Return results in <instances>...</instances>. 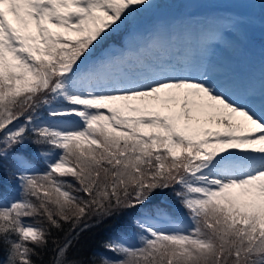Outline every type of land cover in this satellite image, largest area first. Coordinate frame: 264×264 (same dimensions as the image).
<instances>
[{"label": "snow or ice", "instance_id": "1", "mask_svg": "<svg viewBox=\"0 0 264 264\" xmlns=\"http://www.w3.org/2000/svg\"><path fill=\"white\" fill-rule=\"evenodd\" d=\"M156 2L0 0V264H264V87L149 58Z\"/></svg>", "mask_w": 264, "mask_h": 264}, {"label": "rangeland", "instance_id": "2", "mask_svg": "<svg viewBox=\"0 0 264 264\" xmlns=\"http://www.w3.org/2000/svg\"><path fill=\"white\" fill-rule=\"evenodd\" d=\"M224 1L186 0L180 8L167 4L159 6L156 2L140 13L136 26L144 30L153 23H161L174 34L161 48L147 53L149 58L175 59L169 54L172 51L177 55L190 52L194 60L207 55L223 73L259 92L264 87V14L258 13V0H226L228 6ZM228 18L242 19L246 24L240 29L233 28L227 25ZM213 23L217 25L219 38L210 40L207 53H204L199 37ZM119 43L110 42L105 47L119 46Z\"/></svg>", "mask_w": 264, "mask_h": 264}, {"label": "trees", "instance_id": "3", "mask_svg": "<svg viewBox=\"0 0 264 264\" xmlns=\"http://www.w3.org/2000/svg\"><path fill=\"white\" fill-rule=\"evenodd\" d=\"M185 1L186 0H157V4L159 6H161L162 4H167L169 6L180 8L184 5ZM256 3L258 4L257 6L259 8L258 13L264 14V0H258ZM140 15L141 14L137 16L136 20L141 17ZM122 34L123 33L117 34L109 38L105 42V44L108 42H120V37ZM5 190H8L7 184H5ZM108 235L109 232L104 228L94 229L91 232L85 233L82 237V244H81L82 254L86 258L90 259L89 253H91L94 250H100L101 244L107 238Z\"/></svg>", "mask_w": 264, "mask_h": 264}, {"label": "bare ground", "instance_id": "4", "mask_svg": "<svg viewBox=\"0 0 264 264\" xmlns=\"http://www.w3.org/2000/svg\"><path fill=\"white\" fill-rule=\"evenodd\" d=\"M182 42V41H181ZM183 43V42H182ZM187 46V45H186Z\"/></svg>", "mask_w": 264, "mask_h": 264}]
</instances>
